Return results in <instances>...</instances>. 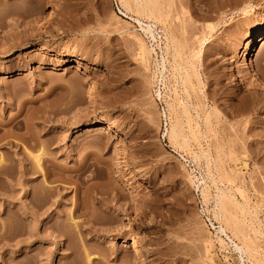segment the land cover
Listing matches in <instances>:
<instances>
[{"label":"rangeland","instance_id":"1","mask_svg":"<svg viewBox=\"0 0 264 264\" xmlns=\"http://www.w3.org/2000/svg\"><path fill=\"white\" fill-rule=\"evenodd\" d=\"M160 2L0 0V264H264V0Z\"/></svg>","mask_w":264,"mask_h":264},{"label":"bare ground","instance_id":"2","mask_svg":"<svg viewBox=\"0 0 264 264\" xmlns=\"http://www.w3.org/2000/svg\"><path fill=\"white\" fill-rule=\"evenodd\" d=\"M130 3H132L133 5H134V7L137 9V13H140L139 15L141 16V17H143V18H146L147 20H153V21H160V20H163V22H166V19H165V14L163 13V10H164V8H163V10H162V5H161V3L162 2H160V0H124V10L125 11H128L129 10V4ZM132 5V6H133ZM164 5V4H163ZM131 9V8H130ZM125 14V13H124ZM135 21L140 25V27H141V29L144 31V33L146 34V35H149V37L153 40V39H155L156 38V36H155V34H154V27L152 26V25H150V24H145V25H142V22H141V20L140 19H135ZM156 22H155V24H156ZM161 23V22H160ZM163 24V23H162ZM164 27V26H163ZM164 29H165V33H164V38H165V41H166V44H165V50H166V48H168V43H170V45L171 46H173V48H174V50H175V53L176 54H178L179 52H178V50H177V48H176V40L174 39L175 38V36H173L172 34H171V32L170 31H168L167 30V28L166 27H164ZM212 29V28H211ZM255 31L256 32H258L259 34H258V36H259V43H261L260 44V46L259 47H262L263 46V44H264V24H260V25H257V27H256V29H255ZM247 37H249V34H247ZM181 47V46H180ZM140 50H141V58L144 60V62H148V60H149V57H150V54H151V52H153V48H150V49H148V48H146V46H145V44H143L142 42H141V46H140ZM166 52V51H165ZM154 53V52H153ZM176 54H175V56H176ZM161 60H162V62H160V66H161V68H162V70H165V63H164V58H161ZM143 62V61H142ZM156 62V61H155ZM63 67H65L64 68V70H67V69H75V70H81V69H83V73H86V72H88L89 71V66L88 65H86L85 63H84V59L82 58V57H77V56H75V55H73V56H70L69 58H67L66 60H65V64H64V66ZM191 67H192V64H191ZM160 68V69H161ZM193 68H195L194 67V65H193V67H192V69ZM157 71V70H156ZM185 72H187V71H185ZM196 73V72H195ZM157 74V73H156ZM159 74V73H158ZM160 77L163 75L162 74V71H160ZM194 75V74H193ZM154 77H155V75H154ZM187 77H190V76H188V74L187 73H185V78L188 80V78ZM165 78V77H164ZM186 79H184L185 81H186ZM183 80V81H184ZM214 80V79H213ZM184 81V82H185ZM212 82H214V81H212ZM215 83H217V78H216V80H215ZM185 84V83H184ZM182 105V108H185V106L183 105V103L181 104ZM167 107H168V113H169V118L171 119V117L173 116L172 115V111L174 110L173 109V107L171 106V105H167ZM182 110H185V109H182ZM175 111V110H174ZM176 112V111H175ZM183 113H186V110L185 111H183ZM172 115V116H171ZM174 115H177V113H175ZM176 117V116H175ZM174 116H173V118H175ZM178 117V116H177ZM179 119H172V121L170 122V126H169V130H168V132H169V136H170V140L172 139L174 142H175V140H178V139H180L181 138V140L182 139H184V133H183V131H182V127H181V124L179 123L180 122V120L178 121ZM92 131H97V132H107V133H111V134H115V135H118V132H119V129L114 125V124H112V122H109V121H104V120H94L93 122H92ZM180 140V141H181ZM179 141V140H178ZM186 142V141H185ZM176 143H177V141H176ZM182 144L185 146V144H184V141L182 142ZM181 144V145H182ZM182 145V146H183ZM179 146H180V144H179ZM41 154L39 155V154H36L34 157H32L33 159H34V162H35V166L33 165L32 167H30V170H31V172H29V173H31V174H37V175H42V178H45V176H46V178H48L47 177V175H45V173L46 172H44V171H46V170H44L45 168L44 167H42V165L44 164L43 162H45V161H42V159L43 158H41ZM33 162V163H34ZM46 165V164H45ZM44 168V169H43ZM37 175H35V176H33L32 177V179H35V178H37ZM48 175H49V173H48ZM38 176V177H39ZM44 176V177H43ZM45 180V179H44ZM43 180V181H44ZM47 180V179H46ZM44 181L45 183H47V181ZM33 181V180H32ZM42 184H43V182H42ZM48 184V183H47ZM50 187V186H49ZM46 188V187H45ZM49 189V188H48ZM46 190V189H45ZM204 190V189H203ZM202 190V191H203ZM204 192V191H203ZM41 193V192H40ZM29 195L31 196V200H33V201H31L30 203H31V208H32V212L33 213H31V214H33V215H36V214H34L35 213V210L33 211V209H34V207L36 208V207H38L37 205H36V201H34V196H35V194H34V192H29ZM36 195H37V193H36ZM35 199H36V197H35ZM38 200V199H37ZM74 200V199H73ZM227 203L228 202H226L225 203V201H224V198H222V197H218V201H217V203H216V205L215 206H217V208H218V211L219 212H222L224 215H226V213L228 212L227 211ZM75 205V204H74ZM74 207V206H73ZM75 209V208H74ZM74 209H73V211H74ZM90 210V209H89ZM73 211L72 210H70V212H68L70 215V221H71V224H69V225H71V226H77L76 225V219L73 217ZM92 211V210H91ZM37 212V211H36ZM76 212V211H75ZM86 212V211H85ZM60 213V212H59ZM222 213H219V216H220V214L221 215H223ZM64 214V213H63ZM67 214V213H66ZM216 214H214V216H215ZM218 215V214H217ZM227 215H228V213H227ZM66 216V215H65ZM68 216V217H69ZM58 217V216H57ZM216 218V217H215ZM56 224H58V223H56ZM49 225H51V224H49ZM53 225V224H52ZM59 226V225H58ZM73 227V228H74ZM50 228H51V226H50ZM53 228L55 229V226H53ZM71 228V227H70ZM53 229V230H54ZM235 229H237L238 230V232H239V228H237V227H235ZM236 230V231H237ZM219 231H220V233H223V234H225L226 235V233H225V231H224V229L223 228H219ZM240 233V232H239ZM62 236H64V235H62ZM59 237H61V236H59ZM64 238V237H63ZM229 238V237H228ZM230 241V240H229ZM233 244V243H232ZM243 245H241V246H239V245H237L236 243H234V249L236 250V251H238V253L240 254V259L242 258V255L243 254H245V253H247V254H249V253H251L252 251H253V248H252V246L250 245V243L248 242V241H243V243H242ZM65 246V245H64ZM131 248H132V250L133 251H135V254H136V256L137 257H141V252H139V244L136 242V241H133L132 243H131ZM89 260H91L90 258H88L87 259V261H88V263H90V261Z\"/></svg>","mask_w":264,"mask_h":264}]
</instances>
